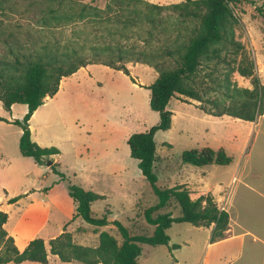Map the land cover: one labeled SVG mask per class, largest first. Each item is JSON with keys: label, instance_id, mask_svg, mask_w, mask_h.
<instances>
[{"label": "trees", "instance_id": "1", "mask_svg": "<svg viewBox=\"0 0 264 264\" xmlns=\"http://www.w3.org/2000/svg\"><path fill=\"white\" fill-rule=\"evenodd\" d=\"M57 6L42 10L39 17L42 28L39 37L30 47L13 31L4 27L5 11L0 0V101L7 109L15 103L28 105V111L21 119L10 122L22 128L20 151L23 156L32 157L38 164H46L51 156L60 154V149L43 147L32 138L30 119L34 112L53 97L62 80L89 64H104L129 73L128 63H145L158 71L151 89L150 106L159 112L160 122L148 131L135 132L128 139L132 157L139 161V168L153 187L159 202L145 210L147 220L155 225L152 235H133L120 221H114L121 236L120 242L109 231L99 233L97 246H88L74 241L73 233L64 226V231L47 243L42 237L32 239L24 250L15 244L14 237L4 228L8 213L0 206V264L24 261L47 264L49 255H57L61 262L80 261L84 264H141V243L169 245L168 229L175 222H188L195 226L215 227L212 241L225 237L230 216L219 208L212 194L192 199L184 185L161 187L154 171L158 159L155 134L172 125L173 112L168 108L173 97L200 101L198 105L214 116L227 114L245 120H255L264 113V85L256 73L244 45L235 37V25L239 18L235 6L241 0H183L171 4H158L147 0H109L105 8L83 4L76 9V0H54ZM67 7V8H65ZM264 16V7H257ZM173 14L183 21H194L195 25L183 34L181 28L165 24L164 15ZM174 22V21H173ZM52 23V24H49ZM70 30L72 36L68 37ZM47 31L52 38H44ZM27 32V31H26ZM31 34L30 32H28ZM94 35V40L90 39ZM164 36L167 44H159ZM43 37V38H42ZM4 44L5 47H3ZM224 49L240 56L236 70L251 77L253 89L243 90L247 97L235 99L221 107L217 99H208L215 105L209 109L203 104L198 81L204 61L220 59ZM209 78L212 74L207 73ZM185 163L196 166L207 164H229L232 157L223 148L210 146L186 149L182 153ZM58 163L51 165L60 181H66L69 195L76 204L73 219L80 217L95 227L110 223L106 212L94 216L92 205L105 196L74 183L58 169ZM59 182V181H57ZM56 182V183H57ZM20 196L9 199V203ZM175 199L181 207V215L160 213ZM156 213V214H155ZM72 219V220H73ZM179 245H173L177 248Z\"/></svg>", "mask_w": 264, "mask_h": 264}, {"label": "rangeland", "instance_id": "2", "mask_svg": "<svg viewBox=\"0 0 264 264\" xmlns=\"http://www.w3.org/2000/svg\"><path fill=\"white\" fill-rule=\"evenodd\" d=\"M76 1L79 4L74 7L79 9L86 3L105 8L109 0ZM147 1L171 4L183 0ZM1 5L6 13L5 29L13 31L31 47L39 37V29L42 28L38 20L42 10L57 6V1L1 0ZM259 6L264 7V0H241L235 6L239 18L235 25V37L244 45L245 51L254 61L256 73L264 85V16L257 8ZM163 17L167 19L165 24L173 29L181 28L183 34L195 25L194 21H183L177 15L168 14ZM67 35L72 36L70 30ZM89 37L94 40L95 36ZM44 38L52 36L45 31ZM163 43L167 44L164 36L159 44ZM1 45L5 47L4 44ZM240 59L241 57L232 53L231 49H224L220 59L203 62L198 81L203 83L200 91L204 99L203 104L209 109H215V105L208 102V99L215 98L221 107H226L235 99L248 96L243 90L237 89L254 88L251 77L243 76L236 70ZM128 68L129 73L98 63L80 68L62 80L59 91L48 98L37 109L32 121L30 120L33 139L43 147L55 146L61 151L60 154L51 156L46 165H49L48 162L53 161L54 157L57 158L61 171L69 180L77 184L82 183L81 186L91 187V190L105 196L93 203L92 210L94 216H102L110 211L108 217L111 220L107 226L98 228L82 218L65 222L67 230L73 232L74 241L88 246L98 245L100 229L109 231L121 242L122 236L114 224L116 220L122 222L133 235H152L155 231V225L147 220L145 210L157 204L159 198L142 174L139 161L132 157L128 139L131 134L148 131L160 122L159 112L150 106L149 87L159 73L157 69L145 63H128ZM209 72L212 78L207 76ZM180 97H173L168 105L173 112L171 127L158 130L155 134L158 159L154 171L158 176L157 185L161 187L177 185L186 166H194L182 160L184 150L205 146V140L209 141L207 138L212 136L215 130H220L221 126V131L229 130L231 135L236 129L233 124L203 122L199 119L201 109L194 104L197 100L188 102ZM197 102L201 104L200 101ZM27 111V104L16 103L11 109H7L0 101V139L4 140L5 150L10 156V159L0 158V179L6 180L11 192H17L13 194L20 196L21 202L28 199L27 191H24L26 187L37 188L49 182L43 178L34 158L22 155L19 146L22 129L9 120L21 119ZM245 133L246 128L242 126L238 131V138L231 142L242 144ZM225 141L230 148L228 139ZM229 152L231 151H226L227 154ZM46 165L40 169H47ZM36 177L39 179L35 181ZM5 193V189L0 185V195ZM159 212L172 213L178 217L181 215V207L172 199L170 204ZM168 233L171 237L169 245L140 244V263L198 264L197 260L206 252V247L201 243L205 230L188 222H175L168 229ZM188 240L191 243H184ZM175 244L180 247L173 248ZM49 256L47 264H63L57 256ZM20 264L43 263L27 261ZM72 264L84 263L76 261Z\"/></svg>", "mask_w": 264, "mask_h": 264}, {"label": "crops", "instance_id": "3", "mask_svg": "<svg viewBox=\"0 0 264 264\" xmlns=\"http://www.w3.org/2000/svg\"><path fill=\"white\" fill-rule=\"evenodd\" d=\"M194 104L200 108L197 101ZM36 113L37 110L32 115L31 121ZM200 116L199 119L205 123H228L233 124V128L236 129L231 135L229 130L221 131V126L220 130H215V133L207 138L209 141L205 140L207 142L204 144L216 147L215 149L223 148L225 151H231L228 154L232 157L229 164L212 163L204 165L207 166L206 168L196 165L186 166L181 181L177 184L186 186L192 199L212 194L219 208L227 211L230 216L225 237L219 240L212 241L214 223L210 226H198L201 230H205L201 243L206 247V252L201 259L197 260V263L264 264V113L255 120H245L227 114L214 116L201 109ZM30 124L31 130H33L32 123L30 122ZM242 126L246 128L242 144L232 143V140L238 138V131ZM206 130L209 131V128ZM225 138L230 142V148H228ZM5 148L4 140L0 139V158L10 159ZM53 162L58 163L57 167L61 171L57 158L54 157ZM45 165L37 163L39 166L37 168L43 173V178L49 180L48 184L46 182L37 188L26 187L24 191H27L28 199L23 202L18 200L9 203V199L16 196L13 193L17 192H11L7 187L6 180L0 179V185L6 192L0 195V206L8 213V220L4 224V228L14 237L15 244L20 250H24L35 237H42L48 243L50 239L64 231L66 221L80 218L73 219L76 213V204L68 193L66 181H60V176L53 172L50 165H46L47 169L45 170L40 169ZM38 179L39 177H36L35 181ZM84 187L92 189L88 186ZM184 243L191 242L188 240ZM73 262L76 261L61 263L72 264ZM11 263L14 262L6 264Z\"/></svg>", "mask_w": 264, "mask_h": 264}, {"label": "water", "instance_id": "4", "mask_svg": "<svg viewBox=\"0 0 264 264\" xmlns=\"http://www.w3.org/2000/svg\"><path fill=\"white\" fill-rule=\"evenodd\" d=\"M48 163H49V165L51 166V165L53 164V161H52V160H50Z\"/></svg>", "mask_w": 264, "mask_h": 264}]
</instances>
